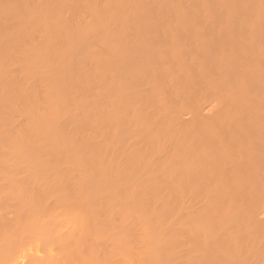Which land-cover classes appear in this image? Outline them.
Here are the masks:
<instances>
[{"label":"bare ground","instance_id":"6f19581e","mask_svg":"<svg viewBox=\"0 0 264 264\" xmlns=\"http://www.w3.org/2000/svg\"><path fill=\"white\" fill-rule=\"evenodd\" d=\"M0 264H264V0H0Z\"/></svg>","mask_w":264,"mask_h":264}]
</instances>
